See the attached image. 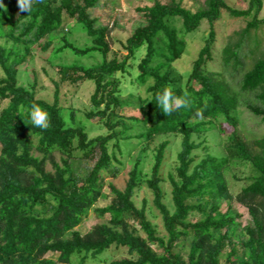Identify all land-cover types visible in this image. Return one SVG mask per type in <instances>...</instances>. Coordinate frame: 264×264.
<instances>
[{
	"label": "trees",
	"instance_id": "1",
	"mask_svg": "<svg viewBox=\"0 0 264 264\" xmlns=\"http://www.w3.org/2000/svg\"><path fill=\"white\" fill-rule=\"evenodd\" d=\"M104 1L41 0L28 13L19 11L18 0H2L0 264H52L46 258L50 253L61 264H264V164L240 133L238 115L243 106L264 122V43L257 35L264 27L263 0H249L244 10L225 0H206L196 11L177 0L138 8L144 20L122 44L126 54L114 50L117 23L105 26L92 14ZM223 12L249 19L221 55L223 67L241 75L238 88L224 73L209 70L216 60L215 24ZM175 20L182 22V30ZM203 21L209 23V34L191 70L183 72L176 63L187 53L185 36L197 32ZM72 23L90 38L89 46L78 48L67 35L49 38ZM66 50L79 57L97 53L102 61L94 66L60 64L54 102L37 98V76L32 73L33 83L23 85L21 67L40 51H52L56 58ZM119 75H135L130 85L147 87V96L123 99ZM85 82L95 86L89 111L61 104L63 84ZM168 85L175 96L187 93L189 100L170 116L156 99ZM32 103L48 112L47 129L30 122ZM21 105L26 111H20ZM201 110L202 118L196 117ZM101 130L106 132L92 135ZM223 134L227 138L222 141ZM178 140L180 150L168 167V149ZM258 145L264 151V139ZM227 150L236 151L254 170L251 176H234L243 183L239 193L228 180L233 162ZM134 151L138 155L121 190L109 182L120 173L116 164L123 166L116 152L130 159ZM150 152L154 163L147 172ZM79 160L95 162L82 177L73 170ZM167 183L171 205L165 201ZM144 189L152 194L150 207L147 199L138 205ZM109 198L106 207H96ZM235 203L248 211L246 225ZM91 211L110 219L83 235L78 228ZM155 211L163 235L150 218ZM109 251L126 256L108 260L104 255Z\"/></svg>",
	"mask_w": 264,
	"mask_h": 264
},
{
	"label": "rangeland",
	"instance_id": "2",
	"mask_svg": "<svg viewBox=\"0 0 264 264\" xmlns=\"http://www.w3.org/2000/svg\"><path fill=\"white\" fill-rule=\"evenodd\" d=\"M156 1H160L163 4H168L171 0H105L99 7L92 11L93 16L99 19L100 23L105 26L112 27L114 23H117L116 28H114L113 33L115 34L116 44L114 45V50H120L122 54H126L127 52L124 50L122 44L126 42V39L131 35L134 27H136L139 23H141L144 19L142 15L138 12V8L142 7H150ZM182 2V6L196 11L198 8L204 6L206 0H177ZM230 6L244 10L249 6V0H225ZM260 17L264 18V0H263V10L260 14ZM249 22V19H236L232 18L227 12H223L221 18L215 24V30L217 33V41L215 44V56L216 60L209 65L210 71L221 72L224 73L226 78L233 84L234 87L238 88V83L241 79V75L238 73H231V70H226L223 67L221 61L222 50L227 46L230 42V38L234 37L235 33L242 31ZM174 26L178 30H182V22L180 20H175ZM72 30V31H71ZM210 31V26L207 21H203L199 30L195 33L188 34L185 36V39L188 42L187 53L176 63V67L183 72L190 71L192 68V62L196 59L199 51L204 46V39L207 38ZM182 34V33H181ZM179 33V35H181ZM61 35H67L70 43L74 44L78 48H84L89 46L88 41L90 38L84 33L83 29L80 25L71 24L66 27L64 31L50 33V39L59 40ZM258 37L264 43V27L259 30L257 33ZM183 36V35H181ZM165 38V37H163ZM56 46H62V42L57 41ZM102 61V57L93 53L86 57H79L73 54L71 51L66 50L55 58L54 53L52 51L43 52L40 51L39 54L35 55L34 58L28 62H26L22 67L21 71H23V79L21 83L25 86L27 84L33 83L34 75L37 76L38 81V93L37 98L45 100L49 103L54 102V94L56 91L55 83L60 80L59 74V65H83V66H94L98 65ZM252 61H247L246 68H250ZM31 69V72H25V69ZM34 75H33V74ZM3 71L0 68V77H3ZM123 81L124 93L123 99L132 100L131 97H138L139 95L147 96V87H141V89L136 90L132 88L130 82L133 77L128 75H119ZM95 86L93 83L85 82L79 84V86H71L69 84H63L60 89V99L61 104L68 107L74 108L81 112H86L91 109V97L94 93ZM251 100H254V97H251ZM238 115L240 118L239 131L245 140L248 142L250 146V150L252 155L261 163L264 164V151L262 148H259L258 142L264 139V122H262L260 117L253 115L247 108L241 107L238 110ZM228 132L231 133L233 131L232 127L227 128ZM105 130L96 131L92 135H99L105 133ZM226 134L221 135V140H226ZM165 138H161L160 141H163ZM220 140V141H221ZM221 148V147H220ZM180 150L179 140L175 145H172L171 148L168 149L170 151V158L168 160V167L174 163V158L176 153ZM227 154H229L232 158L233 166L228 173V180L231 186L232 191L235 193H239L243 183H238L234 176L245 177V175H253V168L241 161L240 157L233 150H227ZM117 157L123 162V166L116 164L118 169H120V173L116 178H111L109 182L116 185L119 189L123 190L126 186V182L129 178V173L133 168V161L136 159L138 155V151H134L133 155L130 159L127 157L121 156L118 152ZM153 153L150 152L148 158L144 163V170L150 172L153 166ZM95 162L89 161H74L73 162V170L75 174L79 177L85 176L87 172L91 171L94 167ZM165 190L167 191V199L165 200L167 204L171 205V196H170V185L169 183L164 185ZM105 192L110 195L111 193L109 188H106ZM147 199L148 206H152L153 197L151 192L148 189L142 190L137 196V202L139 206H142L143 200ZM111 201V198L106 200H101L97 204V208L106 207ZM235 209L238 213L243 216L241 222L246 225L248 221H250V216L248 215V211L238 205L234 204ZM155 214V217H154ZM154 214L150 215L151 220L158 226L160 234L163 235L165 233L163 228L162 219L156 215L158 212H154ZM195 218V217H192ZM110 219V216L107 215L104 218H101L97 215L95 211H91L88 218L85 220L83 225L78 228V230L84 235L88 233L94 226L107 223ZM115 254L112 251H109L104 255V258H108V260L115 258L121 259L126 256L125 252H121ZM112 257V258H111ZM46 258L52 264H61L58 262V257L56 254L50 253L46 256Z\"/></svg>",
	"mask_w": 264,
	"mask_h": 264
},
{
	"label": "clouds",
	"instance_id": "3",
	"mask_svg": "<svg viewBox=\"0 0 264 264\" xmlns=\"http://www.w3.org/2000/svg\"><path fill=\"white\" fill-rule=\"evenodd\" d=\"M41 0H18V8L20 12H30L33 8L34 4L40 3ZM0 8H5V5L0 0ZM19 15V13L17 14ZM156 99L158 100L159 106L162 109V112L170 116L172 112L179 107L187 106L189 100L187 99V93L183 97H178L174 95L173 86H166L162 92L157 94ZM20 111H26L23 105L20 106ZM28 115L30 117V122L37 128L45 130L50 125L49 114L48 112L42 108L40 105L36 103H32L30 108L27 109ZM203 112L198 111L196 113V117L202 118Z\"/></svg>",
	"mask_w": 264,
	"mask_h": 264
}]
</instances>
